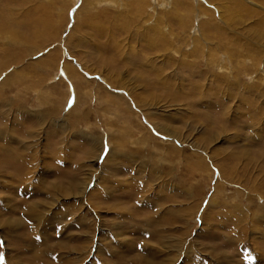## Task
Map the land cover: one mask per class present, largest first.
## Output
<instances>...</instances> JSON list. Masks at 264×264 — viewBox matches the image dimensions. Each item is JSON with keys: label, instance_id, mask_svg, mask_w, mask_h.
Instances as JSON below:
<instances>
[{"label": "rangeland", "instance_id": "374dc122", "mask_svg": "<svg viewBox=\"0 0 264 264\" xmlns=\"http://www.w3.org/2000/svg\"><path fill=\"white\" fill-rule=\"evenodd\" d=\"M237 1L0 0V264H264V0Z\"/></svg>", "mask_w": 264, "mask_h": 264}, {"label": "bare ground", "instance_id": "6f19581e", "mask_svg": "<svg viewBox=\"0 0 264 264\" xmlns=\"http://www.w3.org/2000/svg\"><path fill=\"white\" fill-rule=\"evenodd\" d=\"M245 1V0H244ZM240 1L237 0H228V2L225 4V6H229V7H234L235 9H239L240 7H242L244 4L243 3H238ZM249 2H251L254 5H257L258 0H250ZM258 6V5H257ZM65 207V206H64ZM39 218H35V220H38ZM40 220V219H39ZM163 223V221H162ZM40 224V222H39ZM158 224V223H157ZM157 252V251H156Z\"/></svg>", "mask_w": 264, "mask_h": 264}]
</instances>
